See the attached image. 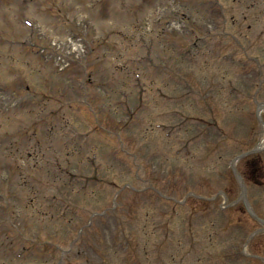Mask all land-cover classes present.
Returning <instances> with one entry per match:
<instances>
[{
  "label": "rangeland",
  "instance_id": "374dc122",
  "mask_svg": "<svg viewBox=\"0 0 264 264\" xmlns=\"http://www.w3.org/2000/svg\"><path fill=\"white\" fill-rule=\"evenodd\" d=\"M261 120L264 0H0V264H264Z\"/></svg>",
  "mask_w": 264,
  "mask_h": 264
},
{
  "label": "bare ground",
  "instance_id": "6f19581e",
  "mask_svg": "<svg viewBox=\"0 0 264 264\" xmlns=\"http://www.w3.org/2000/svg\"><path fill=\"white\" fill-rule=\"evenodd\" d=\"M260 146H263L264 147V138L262 139V141L260 143Z\"/></svg>",
  "mask_w": 264,
  "mask_h": 264
},
{
  "label": "water",
  "instance_id": "95a60500",
  "mask_svg": "<svg viewBox=\"0 0 264 264\" xmlns=\"http://www.w3.org/2000/svg\"><path fill=\"white\" fill-rule=\"evenodd\" d=\"M244 194H245V192H244ZM245 201H246V204L248 205V202H247L246 198H245ZM248 207H249V205H248Z\"/></svg>",
  "mask_w": 264,
  "mask_h": 264
}]
</instances>
